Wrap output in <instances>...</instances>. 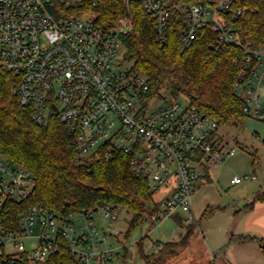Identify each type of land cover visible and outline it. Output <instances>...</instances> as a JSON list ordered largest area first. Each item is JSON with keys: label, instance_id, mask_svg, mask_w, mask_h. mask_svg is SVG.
Wrapping results in <instances>:
<instances>
[{"label": "built area", "instance_id": "obj_1", "mask_svg": "<svg viewBox=\"0 0 264 264\" xmlns=\"http://www.w3.org/2000/svg\"><path fill=\"white\" fill-rule=\"evenodd\" d=\"M139 1L162 41L171 11L183 14L181 50L210 24L217 34L210 45L215 54L230 43L238 44L229 20L247 11V6H235L234 0ZM83 2L0 0V70L13 75L12 93L30 109L35 124L46 125L55 117L64 126L76 162L116 153L127 156L134 176L145 177L153 193L165 190L156 222L180 212L190 223L193 192L234 149L223 150L217 121L202 109L168 90L151 94L144 75L117 64L115 55L121 36L131 28L129 19L103 27L82 7ZM244 49L234 90L243 97L245 112L262 117L259 88L264 86V45ZM156 100L159 104L148 109ZM240 181L238 176L230 179L232 184ZM33 186L28 169L0 155V262L16 264L22 255L45 261L58 238H63L79 264H111V250L98 248L108 232H99L92 216L99 210L116 219L119 207L106 203L77 212L83 226L76 230L70 220L76 211L62 214L39 205L22 208ZM28 239L35 243L26 246ZM204 264H214V259Z\"/></svg>", "mask_w": 264, "mask_h": 264}, {"label": "trees", "instance_id": "obj_2", "mask_svg": "<svg viewBox=\"0 0 264 264\" xmlns=\"http://www.w3.org/2000/svg\"><path fill=\"white\" fill-rule=\"evenodd\" d=\"M234 2L235 6H247L243 15L229 20L238 44L230 43L216 54L210 50V45L217 39L210 24L198 30L191 46L180 49L179 39L186 23L177 9L170 13L166 37L162 41L154 29L152 16L139 0H84L82 7L103 27H112L128 18L131 28L121 36L124 58L132 62V70L148 79L150 93L168 90L174 96H182L221 126L242 125L248 115L243 110V97L234 90V83L246 55L244 46L264 45V0ZM13 83V75L0 70V155L28 169L34 183L22 208L27 210L32 205H39L66 214L108 203L124 207L131 213L125 234L127 239L135 227L148 219L154 226L158 202L153 198L148 180L131 173L128 157L116 153L109 158L93 157L84 164L76 162L64 126L55 117H51L46 125L35 124L30 109L20 105L12 93ZM236 143L239 145L238 140ZM256 156L254 152L252 167L257 161ZM207 180H210L209 175ZM255 202H264V186L245 207L251 208ZM217 209L206 207L201 217L189 224L183 236L176 241L156 243L159 246L156 251L144 253L142 240H139L137 252L143 263L166 264L190 245L200 220L210 217ZM232 239L256 241L264 256V238L232 235L228 242ZM16 264L79 262L70 252L66 240L58 238L56 249L45 261L34 262L22 255Z\"/></svg>", "mask_w": 264, "mask_h": 264}, {"label": "rangeland", "instance_id": "obj_3", "mask_svg": "<svg viewBox=\"0 0 264 264\" xmlns=\"http://www.w3.org/2000/svg\"><path fill=\"white\" fill-rule=\"evenodd\" d=\"M124 50L123 45L118 47L115 62L122 68H131L132 62L124 58ZM259 95L264 106V86L259 88ZM180 99L184 100L183 97ZM158 104L159 100L152 101L148 109ZM218 135L223 138V150L234 149V154L225 155L221 164L210 169V180L195 189L192 195V213L197 219L208 206L219 209L214 212L213 216L200 220V225L196 228L190 245L182 249L166 264L205 263V255L210 251L209 247H213L212 244L219 242L222 237L221 226L225 223L227 216L223 210L233 212L236 207H242L253 199L254 194L264 185V116L261 117L251 112L245 116L242 125L219 126ZM254 152L257 155V161L252 167ZM233 176L240 177L241 182L232 184L230 179ZM164 192V189L155 191L154 200L158 202L163 199ZM116 214V219H111L99 210H95L92 216L97 230L108 232L106 239H100L98 248L111 250L113 256L111 264H124V261L126 264H144L137 252L139 240H142L144 253H150L156 243L176 238V231L180 230L181 235L185 234L189 224L195 221L186 222V215L180 212L172 214L168 219L156 222L154 226L150 225V219H148L135 227L127 239L125 234L131 213L126 208L119 207ZM70 220L76 230L83 226V221L77 212L71 214ZM115 229L120 232L115 234ZM98 237L100 238L101 235L99 234ZM25 243L26 246H31L35 240L28 239ZM5 249L9 251V248Z\"/></svg>", "mask_w": 264, "mask_h": 264}, {"label": "crops", "instance_id": "obj_4", "mask_svg": "<svg viewBox=\"0 0 264 264\" xmlns=\"http://www.w3.org/2000/svg\"><path fill=\"white\" fill-rule=\"evenodd\" d=\"M251 201L252 199L242 207H236L233 212L223 210L227 213V216L225 223L221 226L222 237L219 242L212 244L213 247H209L210 251L205 255V262L213 258L214 264H264V256L256 241L232 239L228 242L229 237L232 235H253L264 238V202H255L251 208H246L245 206ZM199 218L194 217V220L196 221ZM179 232L181 233L180 230L175 232L176 238L171 239V241L180 238ZM158 248L159 246L155 244L152 251H156Z\"/></svg>", "mask_w": 264, "mask_h": 264}]
</instances>
